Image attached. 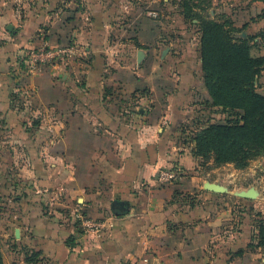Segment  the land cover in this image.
Instances as JSON below:
<instances>
[{"label":"crops","instance_id":"obj_1","mask_svg":"<svg viewBox=\"0 0 264 264\" xmlns=\"http://www.w3.org/2000/svg\"><path fill=\"white\" fill-rule=\"evenodd\" d=\"M116 6L127 7L126 20ZM146 7L61 0L48 23L0 13V135L8 138L0 165L19 171L0 179L2 264H227L220 240L230 213L178 198L219 197L205 188L189 131L190 111L210 101L199 46L178 56L170 41L168 55L157 50ZM263 10L252 0L234 12V26L264 22L250 20ZM42 40L71 42L78 55L27 75L22 52ZM160 167H178V180L157 186ZM79 206L106 221L100 235L79 227Z\"/></svg>","mask_w":264,"mask_h":264},{"label":"rangeland","instance_id":"obj_2","mask_svg":"<svg viewBox=\"0 0 264 264\" xmlns=\"http://www.w3.org/2000/svg\"><path fill=\"white\" fill-rule=\"evenodd\" d=\"M102 1L109 4L140 5L141 7L146 4L147 7L142 10V14L144 17L157 21L155 39L157 50H166L168 55L170 41L176 45L173 47L177 49L179 47V53L175 52L172 56H178L182 50L186 51L187 46L194 47L196 41L200 46V19L206 14L215 22L224 24L225 21L232 19L236 10L249 6L252 2V0ZM60 2L61 0H0V13L13 12L17 15V20H30L37 16L42 18L44 23H48L50 21L48 17L54 11L55 5ZM150 6L152 8H148ZM116 7L121 9L118 13L119 21L126 20L129 14L127 7L123 9L120 6ZM152 13H155V16ZM260 17L264 18V13H258L250 20L254 21ZM259 20L256 21L257 24ZM234 34L245 39L244 45L248 46L250 57L264 55V22L255 26L247 22ZM254 79L255 92L264 95V71H261ZM221 111L219 108L211 107L209 100L200 103L198 108L190 111L189 126H194L195 129H189V131L195 133L208 123L238 120L239 115L236 110ZM2 136L3 134L0 135V146L8 140ZM209 149L207 157L200 159L207 172L209 184L215 185L217 190L213 192L218 193L219 197L212 199L211 194H208L198 198V196L185 194L179 195L178 198L186 202L184 206L189 204L194 207L204 202L213 205L215 211L230 213V220H222L221 223V236H225L220 240V247L223 249L222 258L227 261V264L234 259L235 264H264V151L259 152L249 148L244 140L229 138V136L218 141L212 140ZM3 161L5 158L0 155V162L3 163ZM10 172L13 176L19 173L14 165L12 167L0 165V179H3L6 174L11 175ZM223 230H230L231 237L229 238L228 232L224 233Z\"/></svg>","mask_w":264,"mask_h":264},{"label":"trees","instance_id":"obj_3","mask_svg":"<svg viewBox=\"0 0 264 264\" xmlns=\"http://www.w3.org/2000/svg\"><path fill=\"white\" fill-rule=\"evenodd\" d=\"M199 27L200 67L210 106L220 111L236 110L239 117L235 122L208 123L198 129L192 136L193 155L207 157L211 141L227 136L264 151V95L253 88L254 77L264 71V55L250 57L245 39L234 34L239 27L234 26L232 19L223 24L206 14L200 19Z\"/></svg>","mask_w":264,"mask_h":264},{"label":"built area","instance_id":"obj_4","mask_svg":"<svg viewBox=\"0 0 264 264\" xmlns=\"http://www.w3.org/2000/svg\"><path fill=\"white\" fill-rule=\"evenodd\" d=\"M155 16V13H152ZM78 47L73 43L65 45H49L44 40L41 44L25 48L22 52V61L27 75H37L46 69L66 67L76 59ZM180 169L178 167H160L154 176L157 186L172 185L178 180ZM73 217L79 227L87 236H98L106 228L104 219L91 217L83 206L76 207ZM140 264H155L148 257H143Z\"/></svg>","mask_w":264,"mask_h":264},{"label":"water","instance_id":"obj_5","mask_svg":"<svg viewBox=\"0 0 264 264\" xmlns=\"http://www.w3.org/2000/svg\"><path fill=\"white\" fill-rule=\"evenodd\" d=\"M7 28L10 29L11 25H8ZM205 188L208 189V190H211V191H216L217 190V188L213 184H207ZM113 208H115V212H118V211L120 212L121 211V209H119V207L113 206Z\"/></svg>","mask_w":264,"mask_h":264}]
</instances>
